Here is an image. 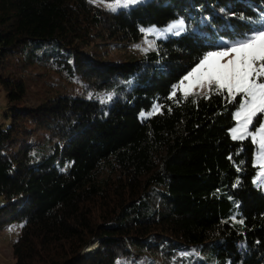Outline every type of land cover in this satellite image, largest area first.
I'll return each instance as SVG.
<instances>
[{"label":"trees","instance_id":"16d2710c","mask_svg":"<svg viewBox=\"0 0 264 264\" xmlns=\"http://www.w3.org/2000/svg\"><path fill=\"white\" fill-rule=\"evenodd\" d=\"M100 1L115 0H0L10 119L0 127V229L21 225L12 264H134L142 256L183 264L199 249L216 264H264L255 144L229 134L237 103L226 93L171 94L221 47L218 37L262 27L264 0H144L116 11ZM178 18L185 31L157 39L140 58L104 61L85 50L137 42L143 27ZM33 68L113 95L100 103L56 90L28 103ZM263 120L258 114L251 128Z\"/></svg>","mask_w":264,"mask_h":264},{"label":"snow or ice","instance_id":"6c2138e0","mask_svg":"<svg viewBox=\"0 0 264 264\" xmlns=\"http://www.w3.org/2000/svg\"><path fill=\"white\" fill-rule=\"evenodd\" d=\"M138 2L142 0H124L123 6ZM110 8L112 11L116 10L115 7ZM261 20L264 21V13H261ZM184 31L185 22L181 19L170 24L159 34L180 35ZM224 44L225 46L209 51L199 59L191 71L181 79L179 85L174 86L172 96H175L179 89L183 97L187 98L197 87L207 88L210 93L217 95L223 96L226 93V99L238 105L233 114L237 123L230 130L231 137L233 140L250 137L253 144L258 145L257 160L262 169L258 175L264 176V124L254 131L251 129L254 118L258 114H264V27L252 31L242 40ZM237 97H240L238 102ZM260 183L264 184V180Z\"/></svg>","mask_w":264,"mask_h":264},{"label":"rangeland","instance_id":"374dc122","mask_svg":"<svg viewBox=\"0 0 264 264\" xmlns=\"http://www.w3.org/2000/svg\"><path fill=\"white\" fill-rule=\"evenodd\" d=\"M144 1V0H142ZM124 0H115V1H100V4L105 9H110V6L115 7L116 10L120 8H127L123 6ZM139 3V2H138ZM115 10V11H116ZM182 18H178L168 22L166 25L163 26H155L149 25L143 27L145 31L143 32L142 38L134 43H118V42H108L107 44H96L90 45L85 50L94 55L96 58L102 59L104 61H111V62H127L133 59V56L139 55L141 52H145L154 48V42L157 39H164L168 35H174L173 33H164L160 35L159 33L162 30L166 29L170 24L174 23L175 21L181 20ZM183 20V19H182ZM184 21V20H183ZM185 22V21H184ZM262 27H264V21H262ZM185 29H186V22H185ZM152 30V31H147ZM251 34V33H250ZM249 34L237 36L235 38H225V37H218L215 41L216 44L220 45L221 47L225 46L224 42H233L237 40H242ZM219 49V48H218ZM215 49V50H218ZM212 50V51H215ZM192 69V68H191ZM191 69L189 71H191ZM188 71V72H189ZM187 72V73H188ZM186 73V74H187ZM184 74L175 84L174 86L179 85L181 79L186 75ZM25 78V96L28 103H31L35 100V96L40 93H51L56 90H67L71 93L76 95H80L84 98H93L98 100L100 103L108 102L110 99L108 97H112L113 91L111 90H97L86 86V83L83 81H73L63 76H56L55 74H48V72L40 70L39 68H33L28 70ZM173 86V89H174ZM171 91V94L173 92ZM207 88L201 89L199 87L193 89L192 95H202L208 92ZM176 92H180L182 95V91L177 89ZM238 101L240 97H237ZM237 104H235L234 108L232 109V116L237 111ZM153 111L151 112H141L144 115L140 116H148L149 113H154L158 110V106H153ZM234 120V118H233ZM10 123L9 119V111H8V102L5 97V91L0 87V127H5L7 124ZM234 125L229 129V134L231 136L230 130L236 125V121L234 120ZM261 124H264V120L254 129L260 127ZM250 138V137H249ZM251 139V138H250ZM258 155V145H255V151L253 154V163L257 166V174L255 176V181L260 185L262 191L264 192V184H261L260 181L264 180V176H259L258 174L261 173L262 169L260 168V162L257 160ZM3 202L0 196V205ZM20 223L18 222H11L7 223L3 228L0 229V264H12L13 263V256H12V243L17 239L19 232H20ZM94 245V244H93ZM92 244L88 245L84 248L82 253H85V249L94 247ZM89 250V249H88ZM186 255H193L189 260L183 262V264H216L213 261V257L207 251L199 250H190L185 252ZM203 260L204 262H200ZM134 264H149L147 258L144 256L139 257L136 259Z\"/></svg>","mask_w":264,"mask_h":264},{"label":"water","instance_id":"95a60500","mask_svg":"<svg viewBox=\"0 0 264 264\" xmlns=\"http://www.w3.org/2000/svg\"><path fill=\"white\" fill-rule=\"evenodd\" d=\"M96 244H97V246H98V243H96ZM96 248H97V247L91 249V251H87V252H85L84 255H87L88 253H92V252H94V251L96 250Z\"/></svg>","mask_w":264,"mask_h":264},{"label":"crops","instance_id":"0c3cea01","mask_svg":"<svg viewBox=\"0 0 264 264\" xmlns=\"http://www.w3.org/2000/svg\"><path fill=\"white\" fill-rule=\"evenodd\" d=\"M151 50H153V49H151ZM149 51V50H148ZM146 52V51H145ZM144 52H141L139 55H136V56H133V59H135V58H140L141 57V55L143 54ZM203 95V94H202Z\"/></svg>","mask_w":264,"mask_h":264},{"label":"bare ground","instance_id":"6f19581e","mask_svg":"<svg viewBox=\"0 0 264 264\" xmlns=\"http://www.w3.org/2000/svg\"><path fill=\"white\" fill-rule=\"evenodd\" d=\"M92 248H93V247H91V248L89 247L88 249H89V250H91ZM88 249H87V248L85 249V250H86V252H87V250H88Z\"/></svg>","mask_w":264,"mask_h":264}]
</instances>
